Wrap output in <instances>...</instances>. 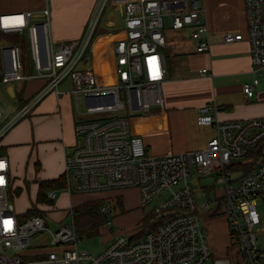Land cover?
Instances as JSON below:
<instances>
[{
	"label": "built area",
	"instance_id": "obj_1",
	"mask_svg": "<svg viewBox=\"0 0 264 264\" xmlns=\"http://www.w3.org/2000/svg\"><path fill=\"white\" fill-rule=\"evenodd\" d=\"M102 1L79 38L57 44L51 36L47 5L0 12V31L26 35L35 67L34 74L23 71L22 40L2 42L0 85L33 77L43 80L12 116L6 114L0 98V141L46 95H60L61 82L69 79L76 102L77 140L64 154V190L74 194L136 187L142 205L160 197L155 210H163L164 219L147 229L140 225V233L117 234L97 252L80 249L72 220L52 229L41 214L21 219L16 215L7 197L9 159L0 154V264H264L258 210L261 205L264 213V117L220 121L215 115L217 105L207 103L197 115L198 124L214 129L204 147L150 155L142 139L131 134L124 115H109L124 108L128 114L144 112L152 104H162L165 16L172 29H190L197 52L209 50L211 41L200 0H112L122 7L124 35L115 43L117 83L110 86L97 85L92 70L78 66ZM244 11L252 78L244 82L243 93L252 97L254 88L264 82V0H244ZM241 39L239 31H225L222 36L226 43ZM207 177L212 182L200 186L206 195L201 200L202 212L225 216L235 248L233 257L214 256L201 229L192 185ZM212 186L219 191L208 194L206 190L211 191ZM54 195V190L48 191V198ZM111 208L109 203L101 205L104 212ZM43 232L48 234L45 250L39 258H29L31 237Z\"/></svg>",
	"mask_w": 264,
	"mask_h": 264
},
{
	"label": "crops",
	"instance_id": "obj_2",
	"mask_svg": "<svg viewBox=\"0 0 264 264\" xmlns=\"http://www.w3.org/2000/svg\"><path fill=\"white\" fill-rule=\"evenodd\" d=\"M98 1L0 0V12L37 10L47 5L51 12L52 39H55L57 43H62L77 39L83 34ZM200 2L204 9L202 18L207 23L211 41L209 50L205 52L195 50V42L190 38L189 28L172 29L166 26L164 28L166 44L162 48L165 78L160 85L163 102L161 105L152 104L149 110L135 112L128 117L131 134L142 139L145 150L150 155L204 147L207 140L214 134V129L211 125L198 124L197 115L199 108L207 103L217 105L215 115L220 121L264 117V82L254 88L252 97H247L243 93L244 82L252 78L244 0H200ZM113 8L122 18V7ZM118 22L120 21L114 13L106 16L107 30L87 52V60L79 65L80 68L92 70L96 83H110L107 80L110 74L116 77L114 48L116 41L124 35V26L117 28ZM225 31L242 32L243 39L230 43L223 42L222 36ZM203 68H206L205 72L202 71ZM27 81L13 83L14 85H3L10 99L18 104L17 108L43 83V80H37L38 83L25 94ZM61 83L64 87L60 90V95L49 93L30 111L32 112L30 114L31 139L29 133L21 134L20 131H16L10 134L7 132L0 144L8 151L10 168H31L34 171L47 168L49 175L46 176L49 177L37 180H53L64 176V169L62 170L64 164L56 163L55 166L52 163L49 148L44 147V143L59 140L60 142H56L58 148H54L59 158L61 151L64 157V154L77 140L74 130L77 116L76 102L70 92L72 83L68 79L67 82L63 80ZM0 98L2 106L8 104L7 99L2 96ZM4 110L6 112L5 108ZM14 142L20 144L16 147H9V144ZM10 178L12 183L11 175ZM210 188L211 191L206 190L208 194L219 191L216 186ZM132 189L138 194V188ZM48 191L45 193L46 198H48ZM92 195L100 194H87V196L83 193L68 194L70 200L68 207L62 209L49 206L48 204L52 202H47V208H43V211L38 214L45 217L46 213H43L45 211H60L59 215L53 217L59 225L69 216L73 221L74 206L92 199ZM102 195L104 203H107L106 199L111 195L106 192ZM118 201L124 210L123 200ZM215 216L218 215L215 214ZM46 222L48 224L47 220ZM47 244L48 242L31 246L28 257L39 258Z\"/></svg>",
	"mask_w": 264,
	"mask_h": 264
},
{
	"label": "rangeland",
	"instance_id": "obj_3",
	"mask_svg": "<svg viewBox=\"0 0 264 264\" xmlns=\"http://www.w3.org/2000/svg\"><path fill=\"white\" fill-rule=\"evenodd\" d=\"M100 1V0H99ZM98 1V3H99ZM98 3L96 4L95 8L97 7ZM113 7H116L112 0H103L100 3V6L98 8V11L100 10V15L96 21V24L93 28L89 44H88V51H86V54L79 62L78 66L81 65L82 62L87 60V52H89L90 48L93 47L98 40L101 38L103 33H105V30H107V27L105 25V18L107 15H111V13H114L117 19H119L120 22H118L117 28H121L123 25V20L121 18V15L118 13V11L114 10ZM93 12L94 13V10ZM93 15V14H92ZM164 26L170 27V20L168 16L164 17ZM171 28V27H170ZM14 40H22L21 50H20V62L22 65V68L24 70L25 74H34L35 67L32 63L31 59V52H30V46L28 43V40L26 38V35L24 33L19 34L18 32H2L0 31V45L2 42L7 41H14ZM54 44H57V41L53 39ZM0 67H2L1 62V48H0ZM41 81V78L33 77L30 80L26 82L25 91L24 93L27 94L28 91H30L31 87L38 83V81ZM67 82V79H65ZM69 80V79H68ZM107 80L110 81V83H97L99 86H110L115 83H117V75L114 78L113 75H109ZM34 82V83H32ZM64 87V84L61 83L59 86V89L62 90ZM53 93V92H52ZM55 94V93H54ZM0 96L7 99L8 104L3 105L6 109V112L8 116H12L16 112V108L18 104L15 101H12L8 94L6 93L5 87L3 85L0 86ZM122 99L125 100V96L122 94ZM127 108H124L122 110H119V112H112L109 115H114L118 113V115H124L127 119L130 116L126 112ZM32 112L25 115L22 119H20L9 131L8 133L12 134L16 131H20L21 134L23 133H29V138L32 137V130H31V123H30V117ZM7 134V133H6ZM2 140V139H1ZM56 142H60L59 140H53V141H47L45 142V146L49 148V155L53 160L52 163L56 166V163H62L64 164V157L62 154V151L59 155V158L57 156L56 150L54 148H58ZM1 144V141H0ZM20 143H12L9 144V147H16ZM62 145V144H61ZM6 146V145H4ZM264 147V146H262ZM61 148V147H60ZM44 152V150H42ZM6 154L8 155V151L6 147L0 146V154ZM45 153V152H44ZM64 168H62L63 170ZM10 175L12 176V183H11V189L8 192V200L13 204L16 215L21 219L24 217V215H28L31 213H41L43 211V208H47V202L40 201V199L37 196V183L40 182V180H37L39 178H45L49 177L46 175H49V172L47 168H41L38 171H34L31 168H10ZM194 176V175H193ZM37 181V182H36ZM212 182L211 178H203V179H197L196 183H193V187L195 189L196 197L198 199L197 209L196 211L201 215V229L205 233L207 243L209 245V248L211 249L212 253L216 257H222V256H230L233 257L235 253V248L232 246V239L229 236L228 232V226L227 221L225 217H222V213L215 215H205L203 213V209L201 207V200L203 201L206 197L204 191L200 189V186L210 184ZM18 184V186H15ZM135 187H126V188H118V189H109L104 190L101 192H86L83 193V195L87 196V194H94L98 193L100 195H92V199L90 200H98L103 199V193H109L111 196L110 198H107V203H109L112 208L109 211V222L107 224H103L99 227L98 232L87 235L85 233L79 234V241L77 243V247L80 249H87L91 252H97L99 251L103 246L108 244L117 234H126V235H133L135 233H140L142 229H140V225H143L142 228L149 227V224L146 223L152 219L150 216L152 213L154 215H158L161 212H157L156 206L160 203V197L153 198L150 202H148L145 205L141 204V198L140 193L132 189ZM55 190V196L52 199V204H48L49 206H57L58 208H66L70 205V200L68 193L64 190V188H54ZM47 191V190H46ZM45 191V193H46ZM77 194V193H75ZM82 194V193H81ZM166 193L162 194L161 196H165ZM123 200L124 204V210L120 207L118 200ZM49 203V202H48ZM88 206L86 207V209ZM97 210V209H96ZM258 210L262 218V224L261 227H263V230L260 232V236H264V213L262 211L261 205H258ZM60 211H53V212H43L45 214V218L48 221V224L50 228L55 229L59 225L53 217L59 215ZM52 213V216H50ZM146 216V218L144 217ZM143 217L145 219V223L143 222ZM225 218V219H224ZM64 222H71L70 216L67 217ZM76 225V224H75ZM74 225V226H75ZM76 228V226H75ZM81 230V228L79 227ZM78 232V231H77ZM48 234L46 232H43L39 235L32 236L30 239V246H36V245H43L48 242ZM264 244V240L263 243ZM234 248V249H233ZM234 252V253H233Z\"/></svg>",
	"mask_w": 264,
	"mask_h": 264
},
{
	"label": "trees",
	"instance_id": "obj_4",
	"mask_svg": "<svg viewBox=\"0 0 264 264\" xmlns=\"http://www.w3.org/2000/svg\"><path fill=\"white\" fill-rule=\"evenodd\" d=\"M261 146H264V141H262ZM64 185H65L64 176H59L58 178L53 180H40V182H38L36 198L38 197L40 201H43L45 203L51 202L50 199L46 198L45 191L54 188H63ZM104 201H105L104 198L98 200H87L85 202H82L74 206L73 224L74 225L76 224L75 231L78 236L81 233H85L87 235L97 233L101 225L107 224L109 222L110 219L109 212H104L101 210V205L104 203ZM87 206L88 208L86 209ZM33 214L36 213H31L28 215L25 214V215L27 217ZM150 216L152 217V219L146 222L149 224V227L147 226L144 229L150 228L155 223L161 222L164 219L163 214L154 215V213H152ZM144 217L146 218V216ZM144 217H143V222L144 224H146ZM79 227L81 228V230L79 229Z\"/></svg>",
	"mask_w": 264,
	"mask_h": 264
}]
</instances>
